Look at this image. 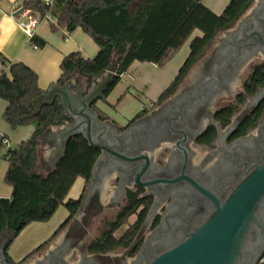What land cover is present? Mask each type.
<instances>
[{"label": "flooded vegetation", "instance_id": "obj_1", "mask_svg": "<svg viewBox=\"0 0 264 264\" xmlns=\"http://www.w3.org/2000/svg\"><path fill=\"white\" fill-rule=\"evenodd\" d=\"M174 80L124 125L109 115L100 120L106 124L93 130L100 148L80 208L41 264L184 257L180 249L264 167V0H252L184 79ZM263 254L264 197L236 264H259Z\"/></svg>", "mask_w": 264, "mask_h": 264}, {"label": "trees", "instance_id": "obj_2", "mask_svg": "<svg viewBox=\"0 0 264 264\" xmlns=\"http://www.w3.org/2000/svg\"><path fill=\"white\" fill-rule=\"evenodd\" d=\"M251 3L252 0H231L218 15L204 0H68L56 25L50 28L68 34L82 29L99 48L94 58H87L80 51L67 54L60 64L59 79L47 90L40 88L38 75L30 67L4 58L3 67L10 66L9 71L3 67L0 70V99L7 103L4 120L13 130L35 127L30 139L2 155L8 162L5 182L13 189L9 199L0 197V242L8 237L5 255L9 264L27 262L68 226L81 205V199L68 196L78 179L90 177L99 154L83 136H78L69 141L65 154L51 168L42 158L43 137L51 128L71 123L72 118L59 99L39 106L41 99L51 89L64 87L76 77L89 92L113 68L115 75L104 93L107 98L134 63L162 67L190 42L189 55L175 77V86L200 60L203 51L231 28ZM22 9L40 20L50 12V6L43 0H22ZM34 42L46 44L37 38ZM94 109L100 120L109 118L102 110ZM62 205L69 213L65 222L22 262L14 263L9 255L13 241L31 224L49 222ZM94 248L100 250L99 242Z\"/></svg>", "mask_w": 264, "mask_h": 264}, {"label": "water", "instance_id": "obj_3", "mask_svg": "<svg viewBox=\"0 0 264 264\" xmlns=\"http://www.w3.org/2000/svg\"><path fill=\"white\" fill-rule=\"evenodd\" d=\"M22 12L23 9H20L15 16ZM114 75L113 68H110L106 76L101 78L102 82L93 86L86 95L82 83L74 85L72 80L64 87L51 89L41 99L39 106L51 104L59 99L65 113L72 118L71 123L59 127L56 131L50 129L43 137L44 141H49L54 146L51 152V168L63 157L67 144L75 137L83 136L91 148H100L93 138V130L96 131L106 123L100 121L99 114L92 105L99 99H105L104 93L112 83ZM263 197L264 167L242 183L218 215L180 249L181 253H185L184 257H176L175 253H171L163 256L159 263L236 264L249 226L255 218L256 208ZM7 242L8 237L0 242V264H9L5 255Z\"/></svg>", "mask_w": 264, "mask_h": 264}, {"label": "crops", "instance_id": "obj_4", "mask_svg": "<svg viewBox=\"0 0 264 264\" xmlns=\"http://www.w3.org/2000/svg\"><path fill=\"white\" fill-rule=\"evenodd\" d=\"M43 1L50 2V20H40L33 13L40 23L35 36L29 41L19 25L22 20L20 15L15 16L22 9V0H0V56L10 63L19 62L30 67L38 75L40 88L47 90L50 85L59 79L61 75L60 64L67 54L80 51L84 56L92 59L97 55L99 48L82 29H77L71 34L65 31L53 32L50 25H56L68 0ZM229 2L230 0H208L207 2L204 0V4L218 15L225 10ZM34 38L42 39L46 44L40 46L35 42L33 43ZM34 45L38 48L34 49ZM6 108L7 103L0 99V197L9 199L13 189L5 182L8 162L2 158V155L6 153L8 147L30 139L35 127L26 126L13 130L4 120ZM78 180L82 182L84 187L85 180ZM67 216H69V213ZM51 222L52 219L47 223L48 225H42L40 229L38 224L41 223L31 224L20 233L16 242L9 249V255L14 263L22 262L27 255L46 242L45 240L51 234ZM67 231L66 227L42 252L36 254L24 264H37L45 260V257H49L52 251L57 250L62 245V239L66 236ZM26 232L30 233L31 237L25 238ZM66 260L69 259L66 258Z\"/></svg>", "mask_w": 264, "mask_h": 264}, {"label": "rangeland", "instance_id": "obj_5", "mask_svg": "<svg viewBox=\"0 0 264 264\" xmlns=\"http://www.w3.org/2000/svg\"><path fill=\"white\" fill-rule=\"evenodd\" d=\"M207 1L208 0H205V2ZM195 35H199V32H196ZM189 45L190 42L185 44V46L162 67H158L153 64L134 63L128 72L122 76L120 83L115 87L109 97L98 101L97 106L99 109H102L103 112L108 114L112 119L116 120L120 125H124L128 119H131L139 114L143 107L151 100L157 98L158 94H161L174 80L179 69L189 55ZM104 76H106V74ZM78 82H81L79 77L73 79L74 85ZM99 82H102V79H100L97 83ZM91 90H89V92ZM87 93L88 92H85L84 94L86 95ZM51 129L56 131L59 127H53ZM11 147L13 146L8 147L6 151ZM41 148L43 160L50 163L51 152L54 149V146L45 141ZM82 191L83 184L78 180L71 190L68 198L77 200L79 199ZM66 212V207L64 205L60 206L52 218L51 234L45 241L49 240V238L57 231L59 226L65 222L68 217V213L66 214ZM47 223L38 224V228L40 229L42 225H48ZM24 237H31V234L26 232ZM17 239L18 237L13 241L12 245Z\"/></svg>", "mask_w": 264, "mask_h": 264}, {"label": "built area", "instance_id": "obj_6", "mask_svg": "<svg viewBox=\"0 0 264 264\" xmlns=\"http://www.w3.org/2000/svg\"><path fill=\"white\" fill-rule=\"evenodd\" d=\"M45 3L48 6H50V2H45ZM20 18L22 20L20 21L19 25L24 31V33L26 34V36L28 37V40L31 41L33 37L35 36L37 29L39 28V23H40L38 19L39 17L36 18L32 12L23 10V12L20 14ZM45 20H50L49 14H47ZM33 48L37 49L38 46L34 45ZM3 61H4V57L0 56V70L4 68L5 71H9V68H10L9 64L3 67ZM259 264H264V254L260 258Z\"/></svg>", "mask_w": 264, "mask_h": 264}]
</instances>
